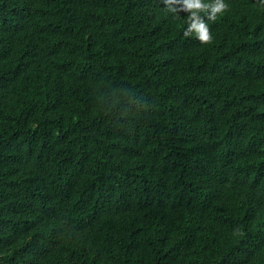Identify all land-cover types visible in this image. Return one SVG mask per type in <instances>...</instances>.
<instances>
[{"label":"trees","instance_id":"1","mask_svg":"<svg viewBox=\"0 0 264 264\" xmlns=\"http://www.w3.org/2000/svg\"><path fill=\"white\" fill-rule=\"evenodd\" d=\"M226 2L201 45L163 0H0V264H264V8Z\"/></svg>","mask_w":264,"mask_h":264},{"label":"clouds","instance_id":"2","mask_svg":"<svg viewBox=\"0 0 264 264\" xmlns=\"http://www.w3.org/2000/svg\"><path fill=\"white\" fill-rule=\"evenodd\" d=\"M163 4L164 11L172 14L173 19L180 12L187 13V26L183 30V37H194L201 45L212 40L206 19L215 20L228 8L226 0H163ZM257 6L264 8V0H257Z\"/></svg>","mask_w":264,"mask_h":264}]
</instances>
